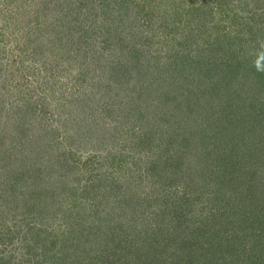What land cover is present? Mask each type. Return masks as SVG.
Listing matches in <instances>:
<instances>
[{
    "label": "rangeland",
    "instance_id": "obj_1",
    "mask_svg": "<svg viewBox=\"0 0 264 264\" xmlns=\"http://www.w3.org/2000/svg\"><path fill=\"white\" fill-rule=\"evenodd\" d=\"M0 264H264V0H0Z\"/></svg>",
    "mask_w": 264,
    "mask_h": 264
}]
</instances>
